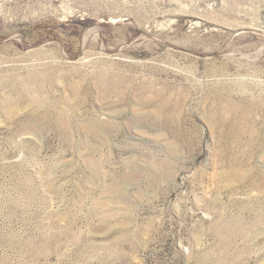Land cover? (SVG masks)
<instances>
[{
	"label": "rangeland",
	"instance_id": "374dc122",
	"mask_svg": "<svg viewBox=\"0 0 264 264\" xmlns=\"http://www.w3.org/2000/svg\"><path fill=\"white\" fill-rule=\"evenodd\" d=\"M0 264H264V0H0Z\"/></svg>",
	"mask_w": 264,
	"mask_h": 264
}]
</instances>
